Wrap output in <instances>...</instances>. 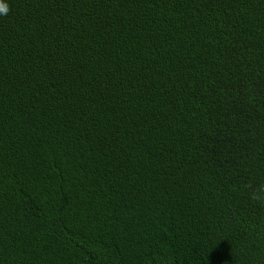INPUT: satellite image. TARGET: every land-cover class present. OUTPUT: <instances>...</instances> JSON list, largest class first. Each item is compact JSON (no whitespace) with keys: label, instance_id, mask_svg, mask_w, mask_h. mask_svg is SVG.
I'll use <instances>...</instances> for the list:
<instances>
[{"label":"trees","instance_id":"obj_1","mask_svg":"<svg viewBox=\"0 0 264 264\" xmlns=\"http://www.w3.org/2000/svg\"><path fill=\"white\" fill-rule=\"evenodd\" d=\"M0 3V264H264V0Z\"/></svg>","mask_w":264,"mask_h":264},{"label":"clouds","instance_id":"obj_2","mask_svg":"<svg viewBox=\"0 0 264 264\" xmlns=\"http://www.w3.org/2000/svg\"><path fill=\"white\" fill-rule=\"evenodd\" d=\"M6 13H7L6 5L0 3V14H6ZM261 193H264V185H262L258 191H254L252 198L257 200L261 199V195H260Z\"/></svg>","mask_w":264,"mask_h":264}]
</instances>
